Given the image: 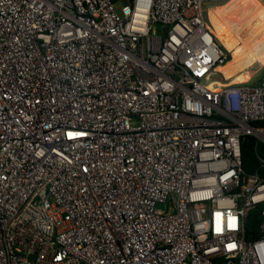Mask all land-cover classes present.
<instances>
[{
	"label": "built area",
	"instance_id": "obj_1",
	"mask_svg": "<svg viewBox=\"0 0 264 264\" xmlns=\"http://www.w3.org/2000/svg\"><path fill=\"white\" fill-rule=\"evenodd\" d=\"M222 1L0 0V264H264V77L216 72Z\"/></svg>",
	"mask_w": 264,
	"mask_h": 264
},
{
	"label": "bare ground",
	"instance_id": "obj_2",
	"mask_svg": "<svg viewBox=\"0 0 264 264\" xmlns=\"http://www.w3.org/2000/svg\"><path fill=\"white\" fill-rule=\"evenodd\" d=\"M206 22L215 41L231 57L216 72L226 84L249 82L251 74L264 66V4L258 0H227L207 10ZM254 66L259 69L253 71Z\"/></svg>",
	"mask_w": 264,
	"mask_h": 264
},
{
	"label": "rangeland",
	"instance_id": "obj_3",
	"mask_svg": "<svg viewBox=\"0 0 264 264\" xmlns=\"http://www.w3.org/2000/svg\"><path fill=\"white\" fill-rule=\"evenodd\" d=\"M224 1V2H223ZM222 2H214V3H209V4H207L206 6H207V8H206V10H205V14H206V16H207V10L208 9H210V8H213V7H215V6H220V5H222V4H224L227 0H223ZM261 4H264V1L263 0H258ZM212 5V6H211ZM116 8L118 9V6H116ZM152 31H154L155 32V36H160V37H162L163 38V36H162V34H161V32H160V30H159V28L157 27V26H154L153 28H152ZM224 50V49H223ZM225 51V50H224ZM226 52V51H225ZM227 53V55H228V57H229V60H230V53H228V52H226ZM228 60V61H229ZM255 68V69H254ZM254 68H253V71H257L258 69H257V67L256 66H254ZM264 77V66L263 67H261L258 71H257V73L256 74H254V75H252L251 74V80H250V82L249 83H254L255 81H257V80H259V79H261V78H263ZM243 80H245V79H243ZM242 80V81H243ZM219 86H221V85H219ZM249 159L250 158H246V161H249ZM255 165V159H254V157H252V160H251V162H250V165H249V167H248V171H250L251 170V168H253V166ZM158 208H159V206H158Z\"/></svg>",
	"mask_w": 264,
	"mask_h": 264
},
{
	"label": "trees",
	"instance_id": "obj_4",
	"mask_svg": "<svg viewBox=\"0 0 264 264\" xmlns=\"http://www.w3.org/2000/svg\"><path fill=\"white\" fill-rule=\"evenodd\" d=\"M114 2L117 0H113ZM264 1V0H263ZM242 167L245 171H248V167L250 165V162L252 160L253 156V143L250 139H247L244 144L242 145ZM250 158L249 161H246V158ZM255 224L252 226V230L255 229Z\"/></svg>",
	"mask_w": 264,
	"mask_h": 264
}]
</instances>
